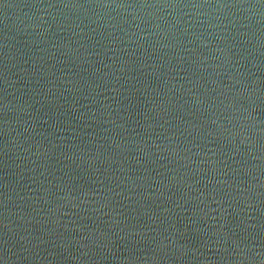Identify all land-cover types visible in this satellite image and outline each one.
Masks as SVG:
<instances>
[{"label": "water", "instance_id": "1", "mask_svg": "<svg viewBox=\"0 0 264 264\" xmlns=\"http://www.w3.org/2000/svg\"><path fill=\"white\" fill-rule=\"evenodd\" d=\"M0 264H264V0H0Z\"/></svg>", "mask_w": 264, "mask_h": 264}]
</instances>
